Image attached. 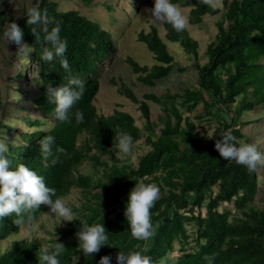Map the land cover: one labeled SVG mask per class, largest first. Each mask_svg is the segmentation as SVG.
Here are the masks:
<instances>
[{
  "label": "trees",
  "instance_id": "trees-1",
  "mask_svg": "<svg viewBox=\"0 0 264 264\" xmlns=\"http://www.w3.org/2000/svg\"><path fill=\"white\" fill-rule=\"evenodd\" d=\"M79 1L85 6L93 2ZM171 2L189 8V23L193 25L199 24L204 15L220 13L221 17L216 22L214 39L206 46L207 61L203 64L197 62L198 43L187 27L177 32L170 24L162 23L165 39L178 42L194 58L197 87L159 95L147 93L143 100L123 87L120 92L139 104L143 128L122 110L108 115L97 113L94 100L99 90L100 63L116 51L110 33L98 22L77 9L59 10V0L34 3L41 11L47 9L49 17L60 23L61 38L67 40L65 57L70 74L85 85L82 99L72 109L70 122L65 123L54 119V105L46 90L49 85L66 84L69 73L61 67L59 58L52 62L41 59L42 49L49 45L35 40L30 29L37 26L27 24V10L14 20L9 12L4 14L0 10V23H17L24 33V42L32 46L27 62H34L41 90L33 99L35 114L19 118L33 130L18 131L20 142L7 141L6 155L13 167L23 163L43 176L49 187L56 188L58 197L63 198L73 188L87 196L73 208L77 219L57 231L58 242L65 246L60 264H98L104 255L111 257V264H117L119 251L132 250L152 257L155 264H264V196H259L258 172L223 160L214 148L215 140L225 131L251 144L243 131L249 124L244 117L258 106L264 108V0H222L221 7L215 9L201 0ZM137 41L152 53L153 63L141 65L129 59L132 72L143 84L153 86L172 71L174 56L154 25L146 32L141 30ZM178 69L183 71V67ZM24 73L18 69L15 77L23 78ZM16 89L22 92L20 85ZM146 100L159 105L161 113L156 120L151 119ZM199 105L201 109L191 115ZM76 109L84 114V121L79 124L75 120ZM46 122L50 126L45 129ZM196 122L205 123L211 132L199 131ZM0 129L14 130L4 122ZM118 130L130 133L133 145L145 136L149 149L136 162L131 154L118 156L123 155L116 147ZM82 133L85 137L78 142ZM45 135L55 138L52 155L47 159L38 144ZM103 155L109 160L102 159ZM83 161L90 163L92 172L78 171ZM139 182L154 183L160 189V198L150 210L156 235L148 240L133 238L124 216L128 193ZM49 210L41 205L30 221L25 217L20 225L14 223L15 214L0 219V241ZM80 220L90 225L102 223L109 243L114 246L104 245L98 253L85 255L76 237ZM53 243L55 238L47 245ZM42 246L36 239H11L0 252V264H39Z\"/></svg>",
  "mask_w": 264,
  "mask_h": 264
},
{
  "label": "rangeland",
  "instance_id": "rangeland-1",
  "mask_svg": "<svg viewBox=\"0 0 264 264\" xmlns=\"http://www.w3.org/2000/svg\"><path fill=\"white\" fill-rule=\"evenodd\" d=\"M37 0H0V10L4 14L10 13L13 20L20 16L25 10L33 6ZM221 2L217 7H221ZM107 3L111 8H108ZM154 0H93L90 6H85L79 0H59V10L77 9L87 17L95 20L99 25L110 33L116 51L100 63L99 73V90L95 97L94 104L98 114L108 115L115 110H122L130 113L135 119L136 124L143 128L144 119L139 110V104L131 102L126 98L120 90L123 87L131 89L136 98L143 100V95L153 93L156 95L165 92H175L186 87H197L198 73L194 68V58L188 55L178 42H172L165 39V31L162 23L154 22L151 13L147 9H151ZM179 7V6H178ZM182 13L188 17V7H179ZM136 10V11H135ZM221 14L204 15L199 24L188 23L187 29L189 35L198 43L197 62L203 64L207 61L205 50L207 44L212 41L217 32L216 22L220 19ZM12 21V20H11ZM9 21L0 23V123H6L14 130L12 132H1L7 137V141L12 143L20 142L17 136L19 132L32 131L25 122L19 118L27 113L30 116L35 114L33 99L41 92L39 86L38 72L35 71L33 61L27 62V56L20 55L17 47L5 44L3 32L4 26ZM150 25L157 27L159 35L164 40L167 49L174 56L175 66L168 76L158 80L153 86L143 84L132 72V66L129 59L137 61L139 64L151 65L153 56L146 46L137 41V34L142 30H149ZM178 67H183V71H179ZM22 69L23 78L17 79L16 71ZM113 81V82H111ZM21 86L22 92L16 89ZM149 105L151 119L156 120L161 113L159 105L150 100H146ZM201 109L199 105L192 114H196ZM27 110V111H26ZM244 120L248 121L243 131L249 136L251 144H254L257 150L264 154V108L256 107L252 111H248ZM188 113H185L187 115ZM14 117V119L12 118ZM4 126V125H2ZM50 123L46 122L43 128H48ZM197 129L206 133H210L211 129L205 123L196 122ZM5 130V129H4ZM85 137V133L79 136L78 142ZM145 136L136 141L132 146L131 159L136 162L139 155L149 149L145 144ZM124 158V155L118 154ZM102 159L109 160L107 155H103ZM78 171L82 174L92 172V167L88 161H83ZM257 181L260 184L259 196H264V167L257 168ZM85 192L73 188L62 199L66 205L72 210L77 208L80 203L86 199ZM262 202H258L261 204ZM60 218L50 210L40 214L35 220L23 225L18 233L12 234L4 241H0V252L9 244L11 239L27 238L36 239L41 245H47L50 239L57 236V231L67 225L66 221H59ZM15 235V236H14ZM189 242L193 244L190 238ZM178 249V244L175 245Z\"/></svg>",
  "mask_w": 264,
  "mask_h": 264
},
{
  "label": "clouds",
  "instance_id": "clouds-1",
  "mask_svg": "<svg viewBox=\"0 0 264 264\" xmlns=\"http://www.w3.org/2000/svg\"><path fill=\"white\" fill-rule=\"evenodd\" d=\"M201 2L213 9L220 4V0H201ZM147 11L151 13L154 22L170 24L177 32L185 30L189 23V18L171 0H154L153 7ZM26 14L27 24L37 26L30 29L37 43L43 40L49 45L42 49L41 59L52 62L59 58L61 67L69 73L66 84L59 87L49 85L46 91L49 102L54 105V119L65 123L70 122L72 109L82 99L85 85L81 79L70 74V65L65 57L67 40L61 38L60 23L49 17L47 9L41 11L37 4L29 7ZM3 36L5 44H15L17 51L24 57L33 51L32 46L24 42V33L17 23L9 21L4 26ZM74 115L76 123L84 121L81 110L76 109ZM115 139L118 151L124 156L130 155L133 146L131 134L118 130ZM54 143L55 138L51 135H45L38 141L41 154L45 159L52 155ZM214 148L223 160L234 161L238 165L245 166L249 172H255L258 167H264V154L260 153L254 144L238 140L231 132H223L221 137L215 140ZM57 150L63 151L59 148ZM8 152L7 137L3 135L0 139V219L15 214L14 223L23 224L25 217L30 221L41 205L48 206L50 212L60 218L59 221L71 222L77 219L65 201L57 196L56 188L49 187L43 176L38 175L23 163L13 167L6 155ZM159 198L160 189L154 183L139 182L129 191L124 216L131 235L136 240H148L156 235L150 210ZM107 233L102 223L90 225L87 221L80 220V227L76 232L79 248L85 255L91 256L98 253L104 245L114 246L109 243ZM64 250L65 246L58 242V237L55 236V243L39 248V264H60L59 257ZM116 262L117 264H155L152 257L139 250L127 253L119 251ZM98 264H111V257L101 256Z\"/></svg>",
  "mask_w": 264,
  "mask_h": 264
}]
</instances>
